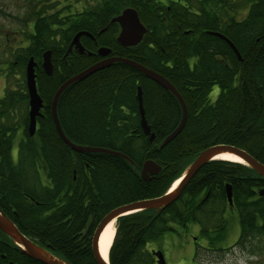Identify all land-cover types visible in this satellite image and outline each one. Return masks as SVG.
Returning a JSON list of instances; mask_svg holds the SVG:
<instances>
[{"label":"trees","instance_id":"trees-1","mask_svg":"<svg viewBox=\"0 0 264 264\" xmlns=\"http://www.w3.org/2000/svg\"><path fill=\"white\" fill-rule=\"evenodd\" d=\"M230 2H92V22L97 25L101 20L109 23L125 7L138 9L149 28L141 43L122 47L116 40L120 28L111 27L99 45L109 47L112 55L139 61L165 76L188 107L183 131L159 147L178 127L182 109L174 96L137 69L116 63L64 91L58 116L66 136L78 145L122 153L134 163L103 152L73 151L57 130L51 109L54 96L71 76L91 65V57L76 54L75 62L65 65L66 76L43 78L39 91L46 107L32 138L28 135V94L10 90L7 105L13 104L12 109L0 100V209L23 234L71 264H97L93 235L85 233L86 228L91 231L97 227L117 207L165 194L202 149L233 145L264 163V0ZM101 28L88 29L95 34ZM209 31L231 38L243 61ZM138 86L142 87L147 118L154 123L157 135L152 144L139 125ZM215 86L219 93L213 100ZM11 87L21 89V80H11ZM20 130L25 137L16 159L12 151ZM8 131L12 132L10 138ZM147 160L162 167L151 180L140 174ZM73 162L77 164L73 166ZM227 177L229 181L222 184ZM228 184L233 189L231 209L241 224V236L232 246L245 249L250 241L264 242V197L257 192L264 187V179L247 165L212 160L169 207L119 218L110 263L155 264L148 246H138L141 238L154 243L168 232L185 231L190 223L199 224L204 234L225 231L223 214L230 208ZM144 223L148 228L151 224L150 229L144 231ZM0 264L42 263L24 255L0 231Z\"/></svg>","mask_w":264,"mask_h":264},{"label":"water","instance_id":"water-1","mask_svg":"<svg viewBox=\"0 0 264 264\" xmlns=\"http://www.w3.org/2000/svg\"><path fill=\"white\" fill-rule=\"evenodd\" d=\"M110 24H117L120 26V31L118 34V37L116 38L117 42L122 45L123 47H135L139 43L142 42L143 38L148 32V28L145 26V24L142 22L141 17L139 15V12L134 7H127L125 8L119 15L113 17L110 20ZM216 36L221 37L222 39L227 41V44L231 47V49L235 52V54L239 57L241 60V55L234 43H232L228 38L225 37L224 34L219 32H209ZM82 35L91 36L92 35L89 32L86 31H80L77 33L75 38L73 39L70 50L72 48H76L80 54H84L86 52V49L80 42V38ZM111 53V49L106 47H100L96 54L102 57H107L108 59L100 62V63H94L91 66L85 68L84 70L80 71L73 77L69 78L65 83H63L60 88L57 90L54 99L52 101L51 109H52V115L54 122L56 124L57 130L63 139V141L74 151L79 153H108L113 154L117 156L124 157L128 159L131 163L133 161L130 160V158L122 153H118L109 149L104 148H97V147H91V146H85V145H78L72 142L64 133L59 116H58V104L59 100L67 88H69L71 85L79 83L88 77L94 75L95 73L102 71L104 69H107L111 67L112 65L116 63H124L126 65H129L141 73L144 74L145 77L148 79H151L155 82H157L159 85L163 86L165 89L171 91L177 100L180 103L181 109H182V118L178 125V127L168 136V138L164 141L163 146L168 144V142L174 140L184 129L187 119H188V107L187 104L181 95V93L177 90V88L162 74L149 69L145 65L139 63L138 61H135L130 58L117 56V57H108ZM91 54V53H90ZM27 88L29 93V134L30 136H34L37 131V117L41 114L40 110L44 106V100L40 96L37 83H36V75H35V63L33 58L30 59L28 65H27ZM43 67L45 71L52 75L53 73V65L51 61V52H47L44 55V61H43ZM137 98L139 101V107H140V114H141V127L143 129V132L147 136H151V140L155 138V134L151 131V126L148 124L147 118H146V112L143 104V90L142 87H138L137 91ZM224 153H230L235 156L240 157L244 160L245 165L251 167L254 169L263 179H264V166L258 163L255 159H253L249 154H247L243 149H240L238 147H234L231 145L226 144H220L216 146L209 147L208 150L205 152L199 154L197 158L190 164V166L187 168V170L184 172V174L181 176V182L179 185L172 191L168 192L160 197L152 198V199H144L135 201L120 207H117L110 211L98 224L96 233L93 236L92 240V248L94 257L97 264H110L109 257L106 260L102 254H101V235L103 231L106 229V227L118 220L120 217L145 211V210H157L162 211L163 209L169 207L174 202H176L182 195L184 189L186 186L192 181V179L199 173V171L210 161L215 160L217 156L224 154ZM162 170V167L157 164L153 160H147L143 165V171L142 176L144 178L150 177L149 175L155 176L159 174ZM183 178V179H182ZM179 179V180H180ZM228 190V197L229 202L232 205V189L230 187L227 188ZM260 195L264 196V189L260 190ZM0 229L3 230L12 240L14 243L21 249L22 253L26 256L40 262L43 264H71L70 262L64 260L63 258L54 256L48 249L44 248L43 246H40L36 244L33 240L25 236L20 229L14 224L12 219L4 213L0 209ZM155 255L159 258L160 264H166L163 254L155 253Z\"/></svg>","mask_w":264,"mask_h":264},{"label":"flooded vegetation","instance_id":"flooded-vegetation-1","mask_svg":"<svg viewBox=\"0 0 264 264\" xmlns=\"http://www.w3.org/2000/svg\"><path fill=\"white\" fill-rule=\"evenodd\" d=\"M92 5V2L84 0H80L79 3L76 0H0V100L4 99L7 105L11 101V98L7 95L12 89L20 93L24 91L29 96L27 88V65L32 58L35 63L38 91L45 76L58 78L62 74L66 76L68 72L64 71L65 65L74 63L76 54H80L74 47L72 50L69 49L73 39L80 31H86L92 35V37L82 35L80 42L86 49V52L82 55L91 57L89 59L92 61L91 65L94 64L95 58L99 57L96 54L97 50L100 47L109 48L107 46H100L99 39L111 27L120 28V26L117 24L111 25L110 22L103 24L105 20H101V25L93 23L91 15ZM89 27L102 28L93 34L89 31ZM35 49L38 54H33ZM49 51L51 52L53 65L52 75L48 74L43 67L44 55ZM108 57H117V55H112L111 50ZM13 79L21 80V89L8 88ZM40 92L41 90L39 94L42 97ZM136 101L139 112V125L141 126L138 98H136ZM45 107L44 103V106L40 110L41 114L37 117V130L39 125L38 121L43 117ZM126 110L129 111L127 108ZM24 112L27 113V109ZM3 119H7V115ZM147 121L151 126L152 133H155L152 128L154 123H150L148 118ZM28 135L32 138L36 134L30 136L28 132ZM8 137L10 138L11 136ZM260 189H264V187ZM179 232L180 229L177 230V233ZM153 257L155 264H158L157 262L159 260L157 256L153 254Z\"/></svg>","mask_w":264,"mask_h":264},{"label":"rangeland","instance_id":"rangeland-1","mask_svg":"<svg viewBox=\"0 0 264 264\" xmlns=\"http://www.w3.org/2000/svg\"><path fill=\"white\" fill-rule=\"evenodd\" d=\"M84 1L94 3L98 0ZM228 1L230 2V0ZM76 2L79 3L80 0H76ZM232 2L233 0L230 3ZM152 19L155 20L154 17ZM218 93L219 88L215 86L211 97L216 98ZM23 137H25L23 131L20 130L14 139L12 154L16 159L18 147ZM223 216L227 222L223 232L204 234L201 232L199 224L190 223L185 231L179 228V233L168 232L159 241L150 243L148 247L152 248V251L153 248L162 249L165 252L167 264H264L263 240H254V244L253 242L248 244L245 249L232 246L241 236L240 220L238 214L231 208L227 209ZM258 247L262 249L261 252L257 251ZM253 249L256 253H250ZM213 250L219 252L215 253Z\"/></svg>","mask_w":264,"mask_h":264},{"label":"bare ground","instance_id":"bare-ground-1","mask_svg":"<svg viewBox=\"0 0 264 264\" xmlns=\"http://www.w3.org/2000/svg\"><path fill=\"white\" fill-rule=\"evenodd\" d=\"M209 32H213V31H209ZM215 32V31H214ZM220 33V32H219ZM209 35H212V36H216V35H214V34H212V33H208ZM47 37V36H46ZM216 37H218V38H220L221 40H223V41H225L226 43H227V41L226 40H224V39H222L221 37H219V36H216ZM225 37L226 38H228L232 43H234L235 44V42L231 39V38H229V37H227L226 35H225ZM236 45V44H235ZM122 46V45H121ZM123 47V46H122ZM237 47V46H236ZM125 48H127V47H125ZM108 58L107 57H102V56H99V57H97V58H95V60H94V63L96 64V63H100V62H103V61H105V60H107ZM238 59H239V57H238ZM240 60V59H239ZM240 61H243V58H242V56H241V60ZM91 66V65H90ZM89 67V66H88ZM105 70V69H104ZM165 77V76H164ZM169 80V79H168ZM170 81V80H169ZM171 82V81H170ZM138 87H140V86H138ZM162 88H164L163 86H161ZM164 90H166L168 93H170L172 96H174L175 97V95L171 92V91H169V90H167V89H165L164 88ZM212 93V92H211ZM176 98V97H175ZM177 99V98H176ZM213 100H215V98H212ZM177 102L179 103V101L177 100ZM143 104H144V99H143ZM179 105H180V103H179ZM14 105L13 104H9V105H7V109H12V107H13ZM145 108V107H144ZM147 118V117H146ZM187 121H188V119H187ZM155 134V133H154ZM6 135H8V136H11L12 135V132L11 131H8V132H6ZM146 136V138H147V140H148V142L149 143H155V141L157 140V135L155 134V138L153 139V140H151V136H147V135H145ZM31 138V137H30ZM168 138V136L167 137H165L162 141H161V143L160 144H158V146L159 147H162V145H163V143H164V141L166 140ZM173 141V140H172ZM172 141H170V142H172ZM170 142H168V144L170 143ZM65 143V142H64ZM66 144V143H65ZM168 144H166V145H168ZM165 145V146H166ZM220 145V144H219ZM165 146H163V147H165ZM214 146H216V145H214ZM231 146H233V145H231ZM212 147V146H211ZM235 147V146H234ZM209 148H204V149H202L199 153L201 154V153H203V152H205L206 150H208ZM73 150V149H72ZM74 151V150H73ZM247 154H249L253 159H255L258 163H260L261 165H263L264 166V163L263 162H261L260 160H258L255 156H253L251 153H249L248 151H246V150H244ZM197 158V157H196ZM195 158V159H196ZM131 160V159H130ZM215 160H226V161H233V162H241V163H244V160L243 159H241L240 157H238V156H235V155H233V154H230V153H224V154H221V155H219V156H217L216 157V159ZM131 161H133V160H131ZM134 163V162H133ZM73 164V166H75V164H77L76 162H73L72 163ZM77 170L74 168L73 169V172H76ZM142 171H143V167H142V169H141V172H140V174H141V176H142ZM150 177H148V178H144L143 176H142V178L143 179H145V180H151L152 178H153V176L152 175H149ZM180 181L181 180H178L176 183H175V185H174V189L179 185V183H180ZM229 181V178L227 177V178H224L223 180H222V184H224V183H226V182H228ZM228 187H230V188H232V185L231 184H228L227 186H226V190H227V188ZM261 190V189H260ZM260 190H257V192H258V194L260 195ZM261 196V195H260ZM261 197H264V196H261ZM129 204V203H128ZM126 205V204H125ZM123 206V205H122ZM132 214V213H131ZM134 214V213H133ZM13 221V220H12ZM156 223H158V222H155V224ZM14 224L17 226V224L14 222ZM145 224V226H144V231L146 230V229H150V226H151V224H150V226H149V228H148V225L149 224H146V223H144ZM18 227V226H17ZM96 230H97V227H94L91 231L89 230V228H86V230H85V233H91V235H93L94 236V234L96 233ZM0 231L4 234V236H6V237H8L9 238V240H12V238H10L3 230H1L0 229ZM84 232V231H83ZM152 234V230H151V233H150V235ZM25 235V234H24ZM121 235H123V231L121 232ZM165 235V234H164ZM163 235V236H164ZM26 236V235H25ZM93 236H92V240H93ZM116 236H117V231H116V222L114 221V222H112V223H110L107 227H106V229L103 231V233H102V235H101V241H100V246H101V254H102V256L107 260L108 259V255H109V251H110V248L112 247V245L114 244V242H115V239H116ZM137 236H139V235H137ZM162 236V237H163ZM29 238V237H28ZM161 239V238H160ZM14 242V241H13ZM152 241H151V239L150 240H148V241H146L145 239H142L141 238V240H140V242H139V244H138V246L139 247H144V246H148L149 244L148 243H151ZM49 251H50V249H48ZM213 251H215V253H217V252H219V251H216V250H213ZM51 252V251H50ZM52 253V252H51ZM53 254V253H52ZM25 255V254H24ZM54 255V254H53ZM54 256H56V255H54ZM28 257V256H27ZM58 257V256H57ZM60 257V256H59ZM30 258V257H29ZM60 258H62V257H60ZM32 259V258H31ZM34 260V259H33ZM36 261V260H35ZM160 262H162V261H158L157 263L158 264H160ZM43 264V263H42ZM110 264H112V263H110Z\"/></svg>","mask_w":264,"mask_h":264}]
</instances>
